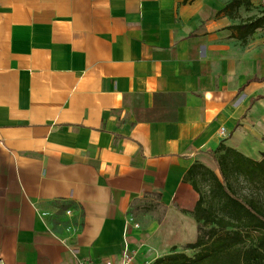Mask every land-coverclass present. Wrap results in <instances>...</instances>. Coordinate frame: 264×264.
<instances>
[{"label": "crops", "instance_id": "crops-1", "mask_svg": "<svg viewBox=\"0 0 264 264\" xmlns=\"http://www.w3.org/2000/svg\"><path fill=\"white\" fill-rule=\"evenodd\" d=\"M232 1L0 0L4 264H155L197 240L219 146L263 158L264 28H232L263 0Z\"/></svg>", "mask_w": 264, "mask_h": 264}, {"label": "trees", "instance_id": "trees-1", "mask_svg": "<svg viewBox=\"0 0 264 264\" xmlns=\"http://www.w3.org/2000/svg\"><path fill=\"white\" fill-rule=\"evenodd\" d=\"M242 3L243 0H233L224 11ZM262 27L264 15L232 26L244 30V41ZM252 80L262 81L264 76ZM215 157L220 177L210 171L203 173L208 189L193 211L198 222L197 240L188 243L183 251L174 248L155 264H264V151L262 160L256 161L221 144ZM199 167L200 164L192 166L187 177H192ZM243 183L250 188L248 193L239 188Z\"/></svg>", "mask_w": 264, "mask_h": 264}, {"label": "built area", "instance_id": "built-area-1", "mask_svg": "<svg viewBox=\"0 0 264 264\" xmlns=\"http://www.w3.org/2000/svg\"><path fill=\"white\" fill-rule=\"evenodd\" d=\"M263 3H264V0H263ZM220 134L223 137H227L229 135V133L225 127L221 128ZM71 213H72V210H67V214L70 215ZM136 226H139V224L136 223ZM0 264H4L3 260H0ZM105 264H134V255L132 254V252H130L128 249H126L123 253V257H122L121 262L117 263V262H114L112 260H109ZM142 264H147V262H144Z\"/></svg>", "mask_w": 264, "mask_h": 264}, {"label": "rangeland", "instance_id": "rangeland-1", "mask_svg": "<svg viewBox=\"0 0 264 264\" xmlns=\"http://www.w3.org/2000/svg\"><path fill=\"white\" fill-rule=\"evenodd\" d=\"M263 7H264V3H263ZM264 28V27H263ZM263 31V33L260 35V41H261V46H263L262 45V43H264V29L262 30ZM260 74L261 73H263V72H259ZM242 186V185H241ZM241 190H249V189H242L241 188ZM262 198L264 199V192H263V195H262ZM152 205V206H154V208L156 207V202H155V198H150L149 200H143L142 202H140V205L139 206H143V205ZM143 208H145V206L143 207ZM148 209H150V208H148ZM156 209V208H155Z\"/></svg>", "mask_w": 264, "mask_h": 264}]
</instances>
